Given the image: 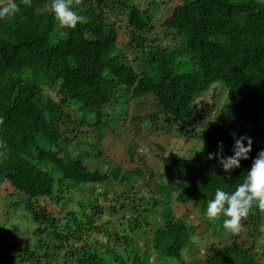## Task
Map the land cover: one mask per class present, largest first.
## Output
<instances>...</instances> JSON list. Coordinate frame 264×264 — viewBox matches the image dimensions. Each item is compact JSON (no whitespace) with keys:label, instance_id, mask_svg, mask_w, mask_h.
<instances>
[{"label":"trees","instance_id":"16d2710c","mask_svg":"<svg viewBox=\"0 0 264 264\" xmlns=\"http://www.w3.org/2000/svg\"><path fill=\"white\" fill-rule=\"evenodd\" d=\"M16 3L19 13L0 19V264H186L192 245L188 264H264V210L254 205L240 234L205 215L264 150V0H73L85 18L75 28L61 27L51 0ZM210 88L216 101L198 105ZM122 97L157 110L131 123L157 130L162 114L181 151L192 149L95 167L85 143L103 144L97 130ZM233 134L250 137L252 151L227 173L209 154L223 142L231 156ZM199 230L226 242L201 244Z\"/></svg>","mask_w":264,"mask_h":264},{"label":"rangeland","instance_id":"374dc122","mask_svg":"<svg viewBox=\"0 0 264 264\" xmlns=\"http://www.w3.org/2000/svg\"><path fill=\"white\" fill-rule=\"evenodd\" d=\"M132 1V0H131ZM136 2V4L145 5L146 2L149 1H158V2H164V0H133ZM163 4V3H162ZM161 4V6H162ZM162 12V11H159ZM162 14V13H158ZM219 90L215 88H210L207 90L201 97L197 100L198 105H201L202 103H205V105H212L211 103L216 101L212 98V96H218L217 93ZM214 94V95H213ZM145 99V98H144ZM143 99V100H144ZM219 102L222 103L223 97H220ZM133 101V102H132ZM141 98H138L137 100H131L126 102L125 97H122L117 102H114L113 105L110 107L108 106L107 109L110 110L108 115L105 117L106 121L105 124L102 125L103 129L97 130L98 133L104 134L107 133V136L104 137L103 144L100 141H97V139H94L90 135H94L90 131L89 136L90 138L85 143L86 150L88 155H91L93 157H88V161H91L95 167H101L102 165H108L112 164L113 166L120 164L124 168H134L139 164L138 160V154L141 156H144L147 159V162L149 164H154L157 159L156 156L160 155L162 152L164 153H181L184 149V151L189 152L190 149H192V145H183L181 146L182 151L180 149V142L179 139H174L172 135H177L175 131V126L169 122L162 114H155L157 116L156 123H157V130L155 126L149 124L148 122L145 124H139V123H131L132 117L136 113H151V112H157L156 108L148 103L147 100L144 103H141ZM217 113L214 112V115ZM213 115V116H214ZM103 121V122H104ZM151 122V121H150ZM152 123V122H151ZM172 134V135H171ZM178 136V135H177ZM81 139H86L83 136H80ZM84 141V140H83ZM171 145L172 148H171ZM81 147H83V144H81ZM199 148V147H198ZM129 152V153H128ZM193 153V152H192ZM130 155H134L132 158ZM5 185H3V189ZM1 187V188H2ZM10 191V190H9ZM162 194L167 196L168 195V189H162ZM74 201L77 199H80V196H74ZM98 203L103 204V206H107V200L103 197L98 198ZM174 204V203H172ZM2 205V200L0 199V208ZM173 209L176 213V215L179 214H185L189 220L193 221L196 224L201 223V220L198 218V213L196 210L191 208V206L182 207V206H176L173 205ZM20 214L15 213L14 217H10V222L19 226L21 222ZM105 217L107 215L105 214ZM0 220L4 221L6 219L5 215L2 214L0 210ZM9 222V223H10ZM7 223V222H6ZM203 228V227H202ZM201 228V229H202ZM238 232V234H240ZM199 234V235H197ZM196 236L192 235L193 239H197L198 241H201L203 243L201 244H207L212 242H217L218 239H221L224 243V239L222 237H216L217 235L213 236L211 232H203V230L197 231ZM22 238L26 237L21 235ZM95 237L100 238V235H94ZM243 238H245L244 234H241ZM13 241L17 239H22L19 236H16V234L12 235ZM27 238V237H26ZM226 242V241H225ZM203 245V246H204ZM205 249H202V254L205 253ZM198 249L195 245H192V247L186 251V248L184 249L182 253V257L186 264H188L192 257H197ZM153 255L150 258L149 264H159L153 261Z\"/></svg>","mask_w":264,"mask_h":264},{"label":"clouds","instance_id":"9594fccd","mask_svg":"<svg viewBox=\"0 0 264 264\" xmlns=\"http://www.w3.org/2000/svg\"><path fill=\"white\" fill-rule=\"evenodd\" d=\"M51 10L61 27L75 28L85 19L73 7V0H51ZM19 11L16 0H5L4 3H0V19L13 17ZM233 138L231 156L223 155V142L218 145L217 153L209 154V159L215 157L227 173L240 168V162L249 159L252 151L253 141L250 137H236L233 134ZM254 205L264 210V150L258 153L243 183L235 191L229 193L220 189L216 190L214 199L207 204L205 215L210 221L224 217V228L235 234L241 230V221L248 217Z\"/></svg>","mask_w":264,"mask_h":264}]
</instances>
